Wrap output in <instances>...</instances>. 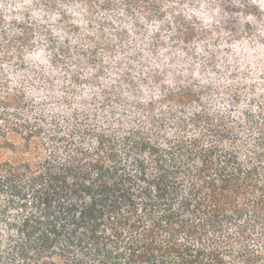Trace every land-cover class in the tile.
<instances>
[{
  "label": "trees",
  "instance_id": "16d2710c",
  "mask_svg": "<svg viewBox=\"0 0 264 264\" xmlns=\"http://www.w3.org/2000/svg\"><path fill=\"white\" fill-rule=\"evenodd\" d=\"M56 2L40 0L45 7ZM87 2L102 10L115 6L114 0ZM124 2L135 5L149 0ZM216 3L222 9L217 31L235 39L253 33L249 24L241 32L236 16L252 13L260 19L249 0ZM66 20L63 17L57 25ZM177 21L184 31L178 28L172 39L190 42L196 33L181 18ZM12 29L23 34L10 36ZM34 31L46 35L52 63L63 66L62 71H69L67 62L75 54L85 57L87 66L100 64L89 79H81L79 71L71 74L77 87L100 86L98 78L104 76L105 66L97 55L99 46L78 53L58 47L57 39L43 26L36 29L27 14L21 23L9 21L7 29L0 14V64L12 59L8 52L13 48L19 54L30 47ZM217 55L210 53L206 66L219 74ZM72 63L79 66V61ZM11 67L31 74L21 85L26 82L37 90L52 85L51 79L24 63ZM230 67L225 64L224 71ZM248 75L236 64L228 78ZM150 78L153 85L162 79ZM121 79L137 88L130 72ZM187 79L192 82L178 84L159 102L168 105L166 112L156 115L154 102L137 103L139 115L129 121L137 127L125 129L124 121L118 120L115 123L121 126L112 131L104 113L113 116V106L122 103L119 82L101 92L102 100L94 97L89 108L74 111L71 122L65 117L61 124L58 117L48 119L43 106L26 98L23 88L9 92L7 74L0 69V264H264V115L257 120L243 111L249 125V135L243 139L239 133L245 125L231 115L241 103L243 86L226 90L231 91L232 107L221 114L210 110L211 86L199 87L198 80ZM140 83L148 85V78ZM62 90L75 93V88ZM250 91H256V86ZM60 102L71 107L67 98ZM37 108L41 112L33 115ZM101 119L107 129L101 128ZM173 128L176 137L166 139L162 133ZM190 130L199 131L200 137L186 139ZM253 131L259 133L255 138ZM224 141L229 142L226 149L221 147Z\"/></svg>",
  "mask_w": 264,
  "mask_h": 264
},
{
  "label": "clouds",
  "instance_id": "9594fccd",
  "mask_svg": "<svg viewBox=\"0 0 264 264\" xmlns=\"http://www.w3.org/2000/svg\"><path fill=\"white\" fill-rule=\"evenodd\" d=\"M114 3L113 8L102 10L98 4L90 5L87 0H72L71 3H60L57 0L54 7L51 4L45 7L40 0H0V14L3 15L6 29L9 21L21 23L27 14L30 24L35 22L36 29L43 26L57 39L58 47L64 46L78 53L99 46L97 55L105 66L104 76L98 78L99 87L92 85L77 87L71 83V74L79 71L83 73L81 79H89L96 74L101 65L87 66L86 58L75 54L67 62L69 71H62L63 66L52 63L53 52L48 51L46 35L41 31H34L30 47H23L19 54L13 48L8 52L12 59L0 64V69L7 74L8 91L23 88L26 98L31 99L34 105L43 106V114L48 119L58 117L59 122L63 124V118L67 117L71 122L74 111H85L89 108L88 102L94 97L102 100L101 92L119 82L118 91L122 103L113 106L115 111L113 116H109L107 111L104 113L105 118L111 123V130L115 131L121 126L115 123L118 120L124 121L125 129L137 127L129 123L134 116L139 115L134 107L137 103L147 105L154 102L158 104L156 115L161 111L166 112L168 105L159 102L164 100L169 90L176 89L178 84H190L192 81L187 79L189 76L199 81V87L211 86L214 91L209 100L210 110L219 111L221 114L227 113L232 107L231 91L226 90L243 86L241 103L235 106V111L231 115L240 124L245 125V131L239 134L243 139H247L249 125L245 124L243 111H248L257 120L264 115L262 107L264 99L260 98L264 93V79L261 78L264 77V0H249V5L261 14L259 20L252 13L247 15L243 12L236 13L241 32L244 24L252 25L255 29L250 36L244 33L240 39H235L230 33L217 31L222 9L216 0H149L147 4L141 2L135 5L125 3L124 0H114ZM63 17H68V20L57 25V21H61ZM177 18H181L184 25L190 26L196 33L188 43L183 39H172L178 35V28L184 31ZM73 28L78 31L73 32ZM13 34L22 35L23 32L12 29L9 35ZM65 40L68 41L67 45L64 44ZM216 40L219 42L214 45L213 41ZM224 49L229 51L225 52ZM55 51L58 52V48ZM210 53H219L216 57L219 61L216 64L219 74L206 66ZM2 55L0 53V56ZM193 56L196 57L195 60ZM223 58H226V61ZM72 61H79V66ZM18 63H24L28 69L47 76L52 80V85L45 84L39 90L36 87H29L26 82L21 85L20 81L26 75L28 79L32 76L27 71H14L11 66ZM225 64L232 66L228 72L224 71ZM236 64H239L240 71L249 73L248 77L243 79L238 77L236 80L228 78L231 71L235 70ZM202 67L205 68L203 72ZM125 72L131 73V79L137 84V88L132 89L122 82L121 78ZM151 75L161 76L160 83L153 85ZM177 77L181 79L177 80ZM144 78H148V85L140 83ZM253 85L256 86V91H250ZM62 88H75V93L69 94ZM63 98L72 102L71 107L60 102ZM252 99H256L257 102L249 104L248 101ZM195 111L200 112L201 109L196 108ZM39 112L41 109L37 108L33 115ZM122 112L125 115L122 116ZM188 115L192 113L189 112ZM140 118L144 119L143 116ZM99 123L101 128H108L103 119ZM100 130L97 129L98 132ZM176 133L177 130L173 128L166 129L162 135L166 139H174ZM258 134L256 131L251 133L253 138ZM199 137V131L190 130L185 138L193 140ZM92 143L94 146L95 141ZM228 144V141H224L221 147L226 149ZM84 146L87 148L88 144ZM248 146L252 147V142Z\"/></svg>",
  "mask_w": 264,
  "mask_h": 264
}]
</instances>
